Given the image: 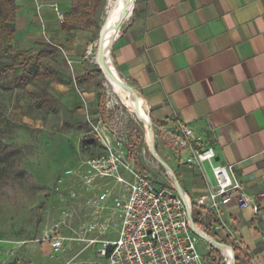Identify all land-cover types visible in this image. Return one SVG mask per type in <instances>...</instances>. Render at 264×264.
<instances>
[{
	"label": "crops",
	"instance_id": "1",
	"mask_svg": "<svg viewBox=\"0 0 264 264\" xmlns=\"http://www.w3.org/2000/svg\"><path fill=\"white\" fill-rule=\"evenodd\" d=\"M124 21L111 47L116 69L141 91L159 132L187 126L201 140L197 149L211 148L218 164L232 166L257 211L231 200L220 215L226 233L216 235L224 242L216 241L232 248L233 264H264V0H135ZM187 155L178 150L168 165L195 182V199L205 177L184 164ZM81 250L74 243L53 255L48 242L0 238V264H105Z\"/></svg>",
	"mask_w": 264,
	"mask_h": 264
},
{
	"label": "rangeland",
	"instance_id": "2",
	"mask_svg": "<svg viewBox=\"0 0 264 264\" xmlns=\"http://www.w3.org/2000/svg\"><path fill=\"white\" fill-rule=\"evenodd\" d=\"M61 1L67 4L21 0L12 41L0 55V238H20L22 245L46 243L53 233L69 235L77 227L86 193L78 174L86 159L101 149L90 124L115 129L136 171L165 187L172 182L149 151V134L169 168L179 150L157 124L149 121L150 130L147 125L144 129V119L129 108L97 64L101 32L117 0H84L86 6L76 12L74 0ZM56 10L63 14V23ZM111 43L108 56L115 67ZM117 72L147 114L141 91ZM172 172L193 202L195 182ZM73 192L79 199L70 198ZM64 211L72 213L71 221L55 229ZM198 247L203 254L202 242Z\"/></svg>",
	"mask_w": 264,
	"mask_h": 264
},
{
	"label": "built area",
	"instance_id": "3",
	"mask_svg": "<svg viewBox=\"0 0 264 264\" xmlns=\"http://www.w3.org/2000/svg\"><path fill=\"white\" fill-rule=\"evenodd\" d=\"M56 15L63 23V14L56 10ZM90 126L101 149L86 159L78 174L86 191L82 216L69 235L55 232L48 237L53 255L76 243L82 246L80 252L91 250L105 264H230L227 252L233 254L232 248L215 238L226 233L220 222L222 209L234 199L240 210L252 206L257 211L242 193L231 165L218 164L211 148L197 149L194 144L201 140L189 127L178 124L176 133L167 132L176 147L187 152L184 164L204 174L205 191L192 202L172 180L165 187L137 172L115 129L101 122ZM79 196L70 193L71 199ZM71 218L72 213L64 211L55 229L68 226Z\"/></svg>",
	"mask_w": 264,
	"mask_h": 264
},
{
	"label": "bare ground",
	"instance_id": "4",
	"mask_svg": "<svg viewBox=\"0 0 264 264\" xmlns=\"http://www.w3.org/2000/svg\"><path fill=\"white\" fill-rule=\"evenodd\" d=\"M134 1L135 0H117L112 4V12L100 36L102 49L97 56V64L102 68L103 72L107 76L109 83L114 88V90L125 99L129 108H131L135 114H137L138 116L142 117V119H144L145 122L144 129L146 130L145 125H147V129L150 130L149 119L147 115L141 110V107L138 104V101L135 97L133 90L126 83L122 81V78L119 76L116 70L113 69L111 61L109 60V56H108L109 45L111 41L115 38L117 29L118 28L120 29L119 25L122 22L124 16L126 14H131L132 8L134 6ZM110 2H112V0H110ZM112 44L113 43H111V47ZM149 135H150L149 137H150L151 146L148 145V148L150 147L152 149V153L150 152L151 155L159 163V165L163 167V169L165 170L166 174L170 177V179H172L170 174V171L172 170L157 155L152 143L151 133ZM150 148L149 151H151ZM227 253L229 255V262L230 264H232L233 256L230 251Z\"/></svg>",
	"mask_w": 264,
	"mask_h": 264
},
{
	"label": "trees",
	"instance_id": "5",
	"mask_svg": "<svg viewBox=\"0 0 264 264\" xmlns=\"http://www.w3.org/2000/svg\"><path fill=\"white\" fill-rule=\"evenodd\" d=\"M76 5L74 11L79 10V6L85 7L84 0H74ZM17 12L15 0H0V55L4 48L8 46L14 35L13 21ZM10 68V67H8Z\"/></svg>",
	"mask_w": 264,
	"mask_h": 264
},
{
	"label": "water",
	"instance_id": "6",
	"mask_svg": "<svg viewBox=\"0 0 264 264\" xmlns=\"http://www.w3.org/2000/svg\"><path fill=\"white\" fill-rule=\"evenodd\" d=\"M130 15H131V14H130ZM170 174H171V177H172L171 180H172V182L174 183L176 189L179 190L180 192H182V188H181V186L179 185V183H178V181H177L175 175L173 174L172 171H170ZM191 227H193V223H192V222H191ZM201 238L204 239V240H208V239H207L206 237H204V236H201ZM232 256H233V261H234V254H232ZM232 264H233V263H232Z\"/></svg>",
	"mask_w": 264,
	"mask_h": 264
}]
</instances>
